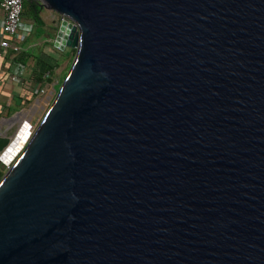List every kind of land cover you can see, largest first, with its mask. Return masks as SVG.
Instances as JSON below:
<instances>
[{"label": "water", "instance_id": "obj_1", "mask_svg": "<svg viewBox=\"0 0 264 264\" xmlns=\"http://www.w3.org/2000/svg\"><path fill=\"white\" fill-rule=\"evenodd\" d=\"M39 1L75 56L0 179V264H264V0Z\"/></svg>", "mask_w": 264, "mask_h": 264}, {"label": "built area", "instance_id": "obj_2", "mask_svg": "<svg viewBox=\"0 0 264 264\" xmlns=\"http://www.w3.org/2000/svg\"><path fill=\"white\" fill-rule=\"evenodd\" d=\"M35 1L40 2L39 0ZM0 6L3 11V19L0 24L2 35L0 46L9 49L15 56L20 52L22 39L30 32V26L22 22L23 0H0ZM62 21L70 22L76 26L74 22L69 21L66 17L58 16V24ZM57 49L59 48L57 47ZM8 79L27 89L33 98L28 105L21 107L9 116L3 117L0 121L7 129L15 126L14 131L10 135L0 131L1 137L8 138L7 144L0 151V165L6 170L32 136L56 95L54 88L50 84L35 85L31 77L27 76L25 64L15 58L10 62ZM7 105H4V107ZM9 146H12L15 151L11 159L5 161L3 158L4 153L7 152Z\"/></svg>", "mask_w": 264, "mask_h": 264}, {"label": "crops", "instance_id": "obj_3", "mask_svg": "<svg viewBox=\"0 0 264 264\" xmlns=\"http://www.w3.org/2000/svg\"><path fill=\"white\" fill-rule=\"evenodd\" d=\"M26 1L27 3L30 2V0ZM37 15L38 20L36 22L32 10L22 11V22L30 26V32L22 39L20 45L21 49L18 55L24 61L22 63L26 66L27 76L31 77L35 85L43 86L48 85V83H46L44 78H42L41 82L36 81L34 79V74L39 75L47 65H58L66 49L59 50L53 46L55 27L58 24L59 15L51 10L40 7ZM2 19L3 11L0 6V24ZM1 38L2 35L0 31V40ZM16 55L14 56L9 49L0 46V121L3 117L9 116L20 109L23 95L27 96V93H29L23 86L13 83L8 79L10 62L12 59L16 58ZM55 72L56 69L54 70V73ZM32 98L33 96L28 99L26 105ZM6 104L8 105L4 107ZM0 131L5 132L6 135L11 134L9 132L10 128L7 129L1 122Z\"/></svg>", "mask_w": 264, "mask_h": 264}, {"label": "rangeland", "instance_id": "obj_4", "mask_svg": "<svg viewBox=\"0 0 264 264\" xmlns=\"http://www.w3.org/2000/svg\"><path fill=\"white\" fill-rule=\"evenodd\" d=\"M24 20V19H23ZM25 21V20H24ZM64 55H62L61 60L58 62V65L56 67V72L53 73L54 75L52 76V81L50 83V86L54 88V91L58 89L59 85L63 81L66 73L68 72V69L70 67V64L75 56V50L70 49V48H65ZM28 96V97H27ZM27 96L23 95V100L21 101V105L24 106L26 105V102L28 99L32 96V94L29 92L27 93ZM30 103V102H29ZM28 105V104H27ZM51 105V104H50ZM21 106V107H22ZM47 112V111H46ZM15 129V126L10 127V133H12ZM7 159L11 158L10 151L5 154ZM6 160V159H5ZM6 171L4 169L3 173Z\"/></svg>", "mask_w": 264, "mask_h": 264}, {"label": "trees", "instance_id": "obj_5", "mask_svg": "<svg viewBox=\"0 0 264 264\" xmlns=\"http://www.w3.org/2000/svg\"><path fill=\"white\" fill-rule=\"evenodd\" d=\"M23 10L24 11L32 10L34 12V20L37 22V20H38L37 13H38V10H39V4H38L37 1L30 0V2L27 3L26 0H23ZM17 55H16L15 59L19 60L21 62H24L23 59L21 57H19V55L18 56ZM34 79L36 81H39V82H41V80H42V78L39 75H35V74H34ZM3 171H4V167L2 165H0V179H1L2 175L4 174Z\"/></svg>", "mask_w": 264, "mask_h": 264}, {"label": "bare ground", "instance_id": "obj_6", "mask_svg": "<svg viewBox=\"0 0 264 264\" xmlns=\"http://www.w3.org/2000/svg\"><path fill=\"white\" fill-rule=\"evenodd\" d=\"M9 151H10V154H11V156H12L13 152L15 151V149H14L12 146H9L7 152H9ZM7 152H6V153H7ZM6 153H4V157H3V158L6 159L5 161H8L9 159H7L6 156H5ZM10 159H11V158H10Z\"/></svg>", "mask_w": 264, "mask_h": 264}]
</instances>
